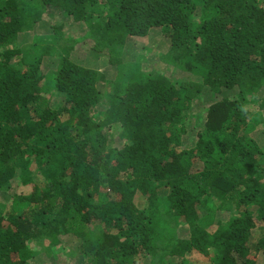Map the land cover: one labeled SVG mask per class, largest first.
<instances>
[{"label":"trees","instance_id":"16d2710c","mask_svg":"<svg viewBox=\"0 0 264 264\" xmlns=\"http://www.w3.org/2000/svg\"><path fill=\"white\" fill-rule=\"evenodd\" d=\"M1 193L0 264H264V0H0Z\"/></svg>","mask_w":264,"mask_h":264},{"label":"rangeland","instance_id":"374dc122","mask_svg":"<svg viewBox=\"0 0 264 264\" xmlns=\"http://www.w3.org/2000/svg\"><path fill=\"white\" fill-rule=\"evenodd\" d=\"M48 12H51V13H56L57 10L56 9H52V10H46ZM46 20H48V18L46 17V15H44ZM197 18V17H195ZM50 19V18H49ZM41 33H43L42 31H40ZM39 32V33H40ZM30 36H28L29 38ZM139 41V39H138ZM142 41V40H141ZM148 41V39H147ZM146 41V42H147ZM143 42L147 45V43L149 42ZM20 47L24 50H27L29 49V43L26 42V41H23L21 44H20ZM84 51V53L82 54H85V59L88 60V62L92 65H95L96 67L102 69L103 67H106V65L108 64V57H107V54H104V53H100L98 52L97 50L93 49V45L90 43V42H86V43H83L82 46H79L78 45L75 47V49L73 48V53H75L77 50H81ZM161 53H163V49L160 47V46H155V45H152L149 49L147 48H140L139 45H131L129 51H128V57L129 58H133L134 60L136 58V56L138 55L142 62H141V66H142V71H149L156 62H158L161 58H160V55ZM81 54V55H82ZM49 66V64L47 65V67ZM168 66V65H167ZM165 73L167 74V76H170L171 78H174V79H187V78H193V76L191 74H189L188 72H184V71H181V70H174V69H170L168 68V70H165ZM210 95V94H209ZM54 97H52L53 99ZM247 107V105H245ZM185 144V143H184ZM40 180H42V177H40ZM19 185V184H18ZM23 188V187H22ZM22 188H15L17 189L18 192L22 191V192H26L27 190H21ZM164 190H161L159 189V192L162 193ZM8 199H9V194L7 193H1L0 194V200L2 202H0V209H2V205H5V209L9 208V203H8ZM140 199V197L138 196V200ZM142 203V204H141ZM139 204H141V206H144L145 204V200L144 199H140V202ZM185 233V232H184ZM183 233V234H184ZM37 245H38V251L40 252H43V251H46L47 248H53V249H56V247L54 246H50L48 244H46L45 242L43 243L42 241H38L37 242ZM57 253V252H56ZM61 254V253H60ZM58 261H57V264H67V262H69V257L67 256L66 258H64V256L61 255V257L58 255ZM40 264H52L49 259H46L43 260ZM70 264V263H68Z\"/></svg>","mask_w":264,"mask_h":264}]
</instances>
